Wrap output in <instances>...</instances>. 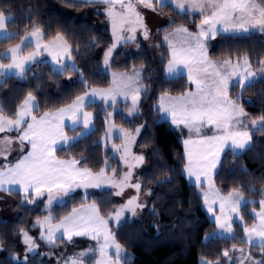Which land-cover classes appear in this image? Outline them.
I'll list each match as a JSON object with an SVG mask.
<instances>
[{"label":"trees","instance_id":"obj_1","mask_svg":"<svg viewBox=\"0 0 264 264\" xmlns=\"http://www.w3.org/2000/svg\"><path fill=\"white\" fill-rule=\"evenodd\" d=\"M101 4L69 3L67 0H0V11L12 17L8 27L19 38L0 43V53L18 43L33 28L39 27L47 39L62 35L72 47V57L77 63L75 71L61 73L53 71L50 62H38L27 71L24 77L11 76L0 83V106L11 118L18 106L29 93L37 96L39 111H56L70 105L86 90L111 85L112 76L104 67V54L112 46V28L103 11H94ZM159 7L158 5H156ZM93 10V13L91 12ZM172 15L176 23L170 27L186 25L196 31L199 14L177 15L171 7L162 9ZM91 13L93 21L81 19ZM162 59L157 60L151 53L144 37L135 43L120 45L114 52L111 70L132 72L144 69L143 94L139 111L128 117L126 110L130 103H119L115 121L129 129L143 125V131L136 146L137 150H149L151 166L141 174L143 190H150L151 197L141 220H126L116 230V238L133 256L128 264H202L207 259L212 264L224 263V252L235 251L246 246L244 227L253 225L257 219L252 212L260 209L264 196V132L255 131L253 144L242 153L233 154L229 149L223 155L221 165L215 174V182L223 194L240 190L252 201L242 208L244 225L235 224L233 237L217 234L218 226L204 208V198L198 186L187 178L185 146L181 134L174 128L171 120L162 118L157 112L159 98L165 94L180 96L191 88L187 76L169 77L166 72L170 49L166 43L161 46ZM209 55L216 60L242 59L247 56L255 67L264 60V34H219L208 43ZM81 81H84L82 83ZM146 93V94H145ZM232 95L255 118L264 116V79L251 87L241 90L232 88ZM127 105V106H126ZM128 107V108H127ZM95 112V128L78 143L58 150L63 159L81 161L80 166L98 172L105 161L112 163L111 169L120 171V158L113 156L100 142L106 132V115L114 107H106L103 102L88 106ZM111 193V194H110ZM114 190H99L84 198L77 194L63 205L54 208L56 220L68 215L74 206L85 201L98 203L101 213L108 215L115 211ZM17 217L3 219L0 211V264H56L53 256L42 253L31 255L27 261H17L10 255L22 246V231L35 233V221L46 214L43 200L34 204L27 203L21 192H12ZM32 197V195L30 196ZM65 239L56 244L46 245V252L64 249L69 246ZM250 256L264 260V249L254 245Z\"/></svg>","mask_w":264,"mask_h":264},{"label":"snow or ice","instance_id":"obj_2","mask_svg":"<svg viewBox=\"0 0 264 264\" xmlns=\"http://www.w3.org/2000/svg\"><path fill=\"white\" fill-rule=\"evenodd\" d=\"M76 3L77 0H67ZM84 3H102L106 5L105 15L108 18L114 43L104 54L105 67L113 49L120 41L132 40L138 28L144 29V36L148 33L144 18L137 10L138 6L157 11L171 7L177 15L199 13L198 30L195 33L184 26L176 27L164 41L170 49L166 72L169 77L182 76L187 72L189 83L195 85V91L186 92L178 97L165 94L159 98L158 113L170 117L171 123L177 127L183 125L189 132V138L184 141L186 166L185 173L191 179L195 177L196 183H202L203 176L208 183V191L204 193L208 211L212 212V205L219 202L221 215L216 217V224L222 232L231 234L232 217L228 211L237 213L243 197L236 190L227 197L222 196L213 183L214 170L220 163V154L229 148L233 154L237 150L243 151L250 147L252 133L242 117L247 114L238 107L237 101L229 98V87H239L242 91L251 87L257 78L247 56L237 59H225L214 63L208 57L206 41L215 39L219 34H239L258 32L264 33V0H83ZM12 17L0 11V43L18 39L16 33L7 31V24ZM128 32L132 35L124 36ZM25 50L28 54L25 55ZM47 52L52 56V62L58 64L53 71L61 73L66 70L75 71V66L61 64L63 56L70 58V50L63 37L57 35L55 39L44 43V36L39 27L33 28L21 40L20 44L9 48L7 52L0 53V60H10L7 65L0 63V78L15 76L23 78L31 65L37 62V57ZM260 79H264V60L259 61ZM84 83V81H81ZM142 92L141 73L133 70L131 75L113 74L111 86L107 89L86 90L85 94L78 96L66 108H60L54 113L45 112L42 116L33 113L39 111L35 97L29 93L18 106L15 113L9 118L0 106V133L17 132L15 138L0 137V157L7 160L10 146L14 139L22 146H30V151L23 155L14 164H0V191L9 193L22 190L24 200L33 203L30 199L32 193L42 196L48 193L47 204L50 207L53 200L60 196H68L77 188H101L108 186L118 189L114 194L119 196L126 187H132L139 193L141 184H132V169L142 163V155H133L131 145L135 142V135L120 129L116 135L124 137L122 148L113 145L114 152L122 153L120 159L128 168L122 176H117L115 170L112 175L107 174V161L105 167L94 173L90 169L78 167L81 161L76 159L60 160L56 158V151L65 150L78 143L91 132L92 114L84 111L86 106L100 98L109 106H115L118 97L125 101L131 100L129 115L138 112L139 100ZM146 94V93H145ZM127 106V105H126ZM67 118L69 125H65ZM252 127L264 132V116L251 121ZM65 127L73 133L79 132L69 138L65 134ZM205 127L213 129L212 135H201ZM80 128L85 131L80 132ZM140 129L135 130L138 135ZM196 138H192V134ZM113 135V127L107 129V138ZM59 144V148H57ZM132 161V162H130ZM12 186H19L18 189ZM111 194V193H110ZM138 196L130 198L124 205L117 208L107 217L101 215V210L95 202L85 204L80 208H73L71 213L54 223L51 215L43 221H37L34 227H39L40 238L48 243H55L57 239L66 238L71 241L73 236H87L97 242L98 248H89L87 252H80L66 259L65 264H85L83 259L89 253L94 258L91 264H128L126 254L117 243L115 235L109 229V222L119 223L126 212L136 215V209L143 205L137 203ZM211 200V203H209ZM260 212L255 214L258 220L251 228L244 227L245 243L253 244V237L257 238L256 246L264 249V200L260 201ZM46 233V235H45ZM59 233V236H57ZM24 243L31 251L34 247L31 237L22 231ZM98 256V258H95ZM228 256V252H224ZM206 264V262H205ZM264 264V260L257 262Z\"/></svg>","mask_w":264,"mask_h":264},{"label":"rangeland","instance_id":"obj_3","mask_svg":"<svg viewBox=\"0 0 264 264\" xmlns=\"http://www.w3.org/2000/svg\"><path fill=\"white\" fill-rule=\"evenodd\" d=\"M106 7H107L106 5L101 4L100 6H98V9L94 8V11H99L100 10V11H103V13L105 14ZM154 7L157 8V11H155V12L152 11L151 9L145 8L143 6H138L137 7V10L141 13V15L144 18V24L146 26L148 36H147V38H145L144 29L138 28L137 31L134 34L135 35L134 39L127 40L126 42L122 40L119 43H117V45L113 49L112 55H111V57L109 59V65L107 67H105V64H104V67L106 68V71L109 72L111 74V76H113L114 73L115 74H128V75H131L132 72H133V71L132 72H126V71H113V70H111V64H112V59H113L114 52L116 51V49L120 45L125 44V43H134V42L136 43L137 40L139 39V37L142 36L146 40V42H147V44L149 46V49H150L151 53L153 54L154 58H156L157 60H159V59L161 60L162 59V51H161L162 48H161V46H162V43H166L164 41V36L169 35L170 31H173L176 27H179V26H184V27L188 28L189 31L192 32V33H195L198 30L197 29L196 31H192L186 25H179V26H175L174 28L170 27V29L168 31L162 33L163 29H165V28H167L169 26H173L174 23H176V20H175V18L172 15L167 14L164 10L160 9L159 7H157L155 5V3H154ZM91 12L93 13V10ZM195 14H199V13H195ZM5 15H6V17L10 16V15H7V14H5ZM81 19H89V20H91L92 19L91 13L90 12H86V14L81 16ZM107 20H108V18H107ZM91 21H93V20H91ZM7 31L16 33L14 30H11L8 27V25H7ZM41 31H42L43 36H44V43H48V42L52 41L53 39H55V37H53L51 39H47L45 37L44 31L42 29H41ZM30 32L31 31H29L27 33H30ZM249 33H251V32H249ZM249 33H239V34H249ZM123 35L124 36H129V35H132V33L125 32V33H123ZM24 36L21 38V40L24 38ZM60 36H62V35H60ZM217 36H216V38H217ZM62 37H63V40L67 43L68 48L70 50V58H69V56L65 55L61 59L60 63L61 64H67L69 66L74 65L75 68H77V63L74 61V59L72 57V47L67 42V40L64 38V36H62ZM215 39L206 41L207 51H208L209 59H211L214 63H219V62H221V61H223L225 59L216 60V59L211 58L210 55H209V50H208V43L210 41L215 40ZM21 40L18 43H16L15 45H13V46H11L9 48L15 47L16 45L20 44ZM9 48L4 50L2 53L7 52ZM28 51H30V50H25L24 54L27 55ZM227 59H232V58H227ZM237 59H239V58L232 59V60H233V62H235ZM38 62H50L53 67H55V68L59 67L58 64H54L52 62V56L49 55L47 52H44L42 55L37 57V62L36 63H38ZM0 63H3L5 65H7L8 63H10V60H0ZM36 63L32 64L31 67L33 65H35ZM103 63H104V60H103ZM251 65H252V63H251ZM260 68H261V66L260 67H255V66L252 65V70L257 73V78L254 80V82L260 80V78H259L260 77ZM134 70L139 71L141 73V81H142V92H141V96H140V100H139V106H138V111H139L140 103H141L143 94L146 91V87L144 85V80H143L144 76H145V73H144V69L142 67L141 68H136ZM183 75L187 76V72L185 71V73ZM4 80H5V78H0V83L3 82ZM110 86H108V87H110ZM108 87H98V88H95V89H98V90L107 89ZM232 88L233 87H231V86L229 87V91H228L229 98L232 99V100L237 101L238 107L242 108L244 110V112L247 114L246 116L242 117V119L247 124L248 129L252 133V140L250 142V146H251L253 144V140H254V132L257 131L256 129H254L252 127L251 121L252 120H258L259 121L260 118H255V117L251 116L246 111V109L243 107V105L238 101L237 97L235 95H232ZM91 89H93V88H91ZM91 89H89V90H91ZM195 90H196L195 89V85L191 84V88L187 92H189V91H193L194 92ZM84 94H82V95H84ZM33 96L35 97V103L39 106L37 96H35V95H33ZM169 96L178 97V96H172V95H169ZM98 101L103 102L106 107H114L115 108L113 111L108 112V114L106 115V132H105V134L102 137L100 142L105 146L106 149H111L112 150L113 156H116V157L120 158L122 153L114 152L113 151V145H116L119 148L123 147L124 137L121 135L118 138L116 133L120 129H124L125 132H128V133H131V134L135 135V142L131 145V153L133 155H142L144 157L143 162L139 163L136 167H134L132 169L133 175H132V178H131V181H130L132 184H135V183H140L141 184V188H140L139 193H137L136 190L134 188H132V187H126L121 195H119V196L115 195V201H116V203H118L116 209L121 207L122 205H124L130 198H132L134 196H138L137 203L140 204V205H143V207L136 209V215L135 216H132V214L130 212H126L124 217L121 218V221L119 223H116L115 221H110L109 222V229L115 235V238H116V230L118 229V227L124 221H126V220H141L146 208L148 207V203H149V200H150L152 192L150 190L149 191L148 190H143V183H142L141 174H142V172H144V170H147L151 166L152 161H151V156H150L149 150L139 151L136 148V146L138 144V141L140 139V136L142 134V131H143V125H141L140 127L138 126V128L140 129V132H139L138 135H136V133H135L136 129H129V128H127V127H125V126H123V125H121V124H119V123H117L115 121V118H114L115 114H116L117 110H119L117 105L119 103L123 102V103H126V104L130 103V107H131V100L129 99V100L125 101L123 97H118L117 98V103H116L115 106H109L110 102L108 104H106L100 98H96L94 102H98ZM66 107H63V108H66ZM129 108L126 110V115L128 117L133 116V115H135L137 113L136 112L133 115H129ZM58 110H56V111H58ZM56 111H46V112L54 113ZM84 111L90 112L92 114L93 119H92V123L90 125L91 132H92V130L95 128V122H94L95 112L93 110H90L88 108V106L85 107ZM44 113L45 112L39 114L37 112H34L33 114L39 117V116H42ZM162 117H164L163 113H162ZM165 118L171 120L170 117H165ZM64 123H65V125H69L70 121L67 118H65ZM110 126L113 127V135L111 136V138H107V136H106L107 129ZM174 127L181 134L183 142L189 138L190 134H189L188 130L183 127V125H181L179 127L174 125ZM79 131L83 132L85 130L83 128H80ZM65 134L69 138H72L74 135H79V132L73 133L72 131L69 130L68 127H65ZM212 134H213V129L210 128V127H205L201 131V135L202 136L203 135H212ZM17 135H18L17 132L0 133V137H12V138H15ZM192 138L193 139L196 138L194 133L192 134ZM261 140L264 141V139H261ZM21 147L22 146L19 144V142L15 141V139H14L12 145L10 146V152H9V154L7 156V160H4L3 157H0V164H7L9 162L14 164L15 162H18V160L21 159L23 157V155L27 154V152H29L31 150L30 146L27 145L26 143H25V145H23V151H21ZM57 148H59V144H57ZM228 150H229V148H225L224 151L220 154V163L217 165V168L214 171L217 172L219 170L223 155ZM245 150H243V151L237 150V153H242ZM55 155H56L57 159L68 160V159L60 158L57 155V151H56ZM130 162H132V161H130ZM121 163H122V168L119 171V169L118 170L111 169L112 163L110 161H108L107 162L108 169H106L107 174L109 176H111L112 175V171L111 170H115L117 176H122L125 172L128 171V168L125 165L123 160H121ZM78 167H82V166L78 165ZM83 168H85V167H83ZM92 172L96 173L95 171H92ZM189 180H190V182L197 184L199 192H200L201 196L204 198V193L208 191L207 180L203 176L201 177L202 183L205 182V184H206L205 186H203L202 183H200V184L196 183L194 176L191 179H189ZM213 183L215 185V188L218 189L216 184H215L216 182H214V178H213ZM12 187H14L16 189L19 188V186H12ZM106 189H109V190H112V191L114 190V192H116L118 190V189L111 188V187H108V186H102L101 188H87V189L77 188V189H75V191L70 192L68 196L57 197V199L53 200V203H52V205L50 207L47 204V201H48V193L47 192H45L42 196H38V197L36 196L35 193H32L31 194L32 197H30V199H33V203H31V204H34V203H36L39 200H43V202H44L43 210L46 211V214L44 216H42V217H39L35 221L34 225L36 224L37 221L45 220V218L47 216H49V215L52 216L54 223H59L60 220L59 221L56 220V215L53 212L55 207L65 204L70 199V197L73 196V195H77V194L81 193L84 198H87L90 195H92L93 193H95L96 191L106 190ZM236 191L239 193L240 196L243 197V200L240 202L239 211L237 213H232V212H230V210H226V211H228V214L232 217V219L230 221L232 223V233L231 234L224 233V232H222L221 229L218 228L217 234L219 236L228 237V238L233 237L235 235V233H236L235 224L236 223H240V224L244 225V223H245V221L243 219V216H242V208L248 202L252 201V199L248 198L240 190H236ZM15 192H21L24 195L22 190L15 191ZM220 194L222 196H225V197H227L229 195V194H222L221 192H220ZM262 200H264V196L262 197L261 201ZM93 202H95V201H85L84 203L79 204L77 206H74L73 208H80L81 206H83L85 204H91ZM95 203L99 207L98 203L97 202H95ZM209 203H211V200H209ZM204 208L207 211V213L210 216V218L212 220H214V221H216V217L221 215L219 202H217L216 204H213L212 205L213 211L209 212L208 211V204H206L205 200H204ZM260 210L261 209H253L252 212L254 214H256V213L260 212ZM0 211H1V215H2L3 219H11V218H16L17 217L18 213H17V211H16V209L14 207V198L10 195L9 192L0 191ZM101 215L105 216V217L108 216V215H103L102 213H101ZM257 223H258V220L254 224H257ZM247 227L251 228L252 225H249ZM36 228H37V230H36L35 233L31 232L28 229L23 230L24 232L28 233L29 237H31L32 243L34 245L33 249L31 251L28 250V245H26L24 243V237L22 235V246H21V249L18 252L11 254L10 256L12 258H14L17 261H27L28 258L31 255H34V254H37V253H42L43 256H49L50 257L52 255L56 264H65L66 259L69 258V257L75 256L76 254H78L80 252H87L89 248H98L97 242L95 240H92V239L88 238L87 236H73L71 241H68L66 238H64L66 241H68L70 243L67 248H64V249L61 248V249H58V250H55V251H51V253L50 252H46L45 246L46 245L56 244L59 239H57L55 241V243H48L45 239H41L40 238L41 231H43V230L41 228H39V227H36ZM45 235H46V233H45ZM57 236H59V233H57ZM245 239H247L246 236H245ZM116 241H117V243H119L117 238H116ZM253 241L254 242H253L252 245L247 244L246 246L238 247L237 253L235 251L234 252L233 251H228L227 260L224 263H218V264H257L258 261L250 256L251 247L256 245L257 238L255 236L253 237ZM120 245H121V247L123 249L122 255L126 254L127 261L131 260L133 258V256L131 254H129L128 250L122 244H120ZM3 250H4V248L2 246H0V252H3ZM93 258H94L93 253H89L83 259L85 260V264H91V260ZM95 258H98V256H95ZM205 262H206V264H212V263H210L209 260L203 258L202 259V264H205ZM122 264H123V261H122Z\"/></svg>","mask_w":264,"mask_h":264},{"label":"crops","instance_id":"obj_4","mask_svg":"<svg viewBox=\"0 0 264 264\" xmlns=\"http://www.w3.org/2000/svg\"><path fill=\"white\" fill-rule=\"evenodd\" d=\"M170 120V119H169ZM174 126V125H173ZM175 128V127H174ZM176 129V128H175ZM184 143V142H183ZM185 172V171H184ZM217 172L216 171H214V174H213V178H214V182H215V174H216ZM186 174V173H185ZM186 176H187V174H186ZM187 178H188V176H187ZM189 179V178H188ZM190 181V180H189ZM193 184H195V183H193ZM216 184V183H215ZM195 185H197V184H195ZM202 185L203 186H205L206 184H205V182H203L202 183ZM218 188V187H217ZM219 192H221L219 189H217ZM222 193V192H221ZM223 194V193H222Z\"/></svg>","mask_w":264,"mask_h":264},{"label":"water","instance_id":"obj_5","mask_svg":"<svg viewBox=\"0 0 264 264\" xmlns=\"http://www.w3.org/2000/svg\"><path fill=\"white\" fill-rule=\"evenodd\" d=\"M79 3H84L83 0H77ZM86 4H102V3H86Z\"/></svg>","mask_w":264,"mask_h":264}]
</instances>
